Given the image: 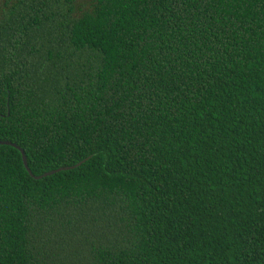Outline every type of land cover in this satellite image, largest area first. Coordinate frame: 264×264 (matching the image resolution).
Wrapping results in <instances>:
<instances>
[{
    "label": "trees",
    "instance_id": "obj_1",
    "mask_svg": "<svg viewBox=\"0 0 264 264\" xmlns=\"http://www.w3.org/2000/svg\"><path fill=\"white\" fill-rule=\"evenodd\" d=\"M0 264H264V0H5Z\"/></svg>",
    "mask_w": 264,
    "mask_h": 264
},
{
    "label": "water",
    "instance_id": "obj_2",
    "mask_svg": "<svg viewBox=\"0 0 264 264\" xmlns=\"http://www.w3.org/2000/svg\"><path fill=\"white\" fill-rule=\"evenodd\" d=\"M0 145H6V146H10V147H13V148L17 149L19 151L20 155H21L22 164H23L25 170L27 171L29 176L31 178L35 179V180H39V179H41L43 177H47V176L56 174V173L61 172V171H67V170L74 169V168L78 167L81 164V162H80V163H77L76 165H73V166H70V167H61V168H58V169L43 173V174L38 175V176H34L31 173L30 169L28 168L27 161H26V156L24 154V151L20 147L16 146L15 144H13L11 142H8V141H0Z\"/></svg>",
    "mask_w": 264,
    "mask_h": 264
},
{
    "label": "rangeland",
    "instance_id": "obj_3",
    "mask_svg": "<svg viewBox=\"0 0 264 264\" xmlns=\"http://www.w3.org/2000/svg\"><path fill=\"white\" fill-rule=\"evenodd\" d=\"M5 0H0V13L3 10V3ZM78 10L84 11L89 7V0H76Z\"/></svg>",
    "mask_w": 264,
    "mask_h": 264
}]
</instances>
